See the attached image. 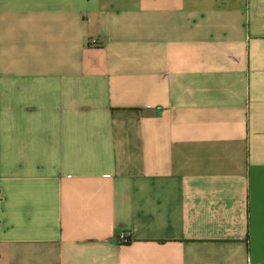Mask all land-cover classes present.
<instances>
[{
    "label": "crops",
    "instance_id": "obj_1",
    "mask_svg": "<svg viewBox=\"0 0 264 264\" xmlns=\"http://www.w3.org/2000/svg\"><path fill=\"white\" fill-rule=\"evenodd\" d=\"M0 264H264V0H0Z\"/></svg>",
    "mask_w": 264,
    "mask_h": 264
},
{
    "label": "built area",
    "instance_id": "obj_2",
    "mask_svg": "<svg viewBox=\"0 0 264 264\" xmlns=\"http://www.w3.org/2000/svg\"><path fill=\"white\" fill-rule=\"evenodd\" d=\"M118 241L120 244H127L130 242V237L127 233L120 234Z\"/></svg>",
    "mask_w": 264,
    "mask_h": 264
}]
</instances>
